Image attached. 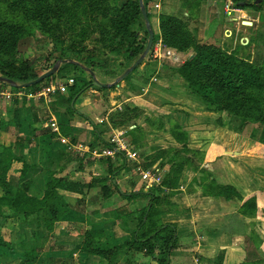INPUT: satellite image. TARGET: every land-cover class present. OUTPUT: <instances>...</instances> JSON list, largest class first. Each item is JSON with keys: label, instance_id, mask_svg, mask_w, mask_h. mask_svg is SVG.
Wrapping results in <instances>:
<instances>
[{"label": "trees", "instance_id": "trees-1", "mask_svg": "<svg viewBox=\"0 0 264 264\" xmlns=\"http://www.w3.org/2000/svg\"><path fill=\"white\" fill-rule=\"evenodd\" d=\"M150 1L143 0L147 12ZM236 3L239 5L238 8L243 6L242 8H253L259 11L264 0H254V3H251V0H237ZM199 6L198 0H188L184 1L185 12H181V15H161L160 35L155 34L154 44L160 37L165 47L185 53L189 49H194L193 58L186 59L179 67L172 69L185 81L189 92L197 96L204 104L218 112L232 114L241 125H256V130L259 131L258 140L264 145V65L258 64L256 60L250 61V57H240L237 51L199 44L189 24L196 22L193 15L198 16ZM148 16L151 17L149 12ZM139 24H142L143 32L140 31L141 28L135 29ZM35 30H40L46 36V40L53 42L58 56L54 57L52 53L33 62L23 59L18 49L23 40L32 35ZM93 35H97L95 42L101 50L123 54L127 60L133 62L139 59L149 39L139 0H0V76L18 85L13 87L8 83L0 82V90L9 89L12 93H34L47 86L50 83L49 80L54 77L29 88H22L21 85L41 76L37 72L38 68L44 69L46 73L62 60H76L83 66L82 71L87 73L90 81L79 85L80 81L74 77L75 84L69 89L68 95L66 94L69 101V107L66 110L67 121L78 117L92 127L90 131L92 139L87 145L89 153L80 156L65 150L60 153V156L62 161L66 160V163L55 170L50 164L56 152L57 144L54 145V142L59 137L57 133L52 132L49 125L48 127L43 125L49 119V115L42 117L39 114V108L35 104L28 106L26 100L22 102L15 98L11 100L7 110L8 113H12V118L0 119V133L9 132L11 128L21 132L22 123L30 122L33 132L40 137V155L37 164H29L12 145L8 147L0 145V221L7 222L8 219L15 218L17 222L25 225L22 227L23 230L25 228L32 230L35 239L26 242L19 237L17 241H20L15 249L4 235L3 230L7 227L1 231L3 223L0 226V264H5V258L23 259L25 262L22 264H33L47 241L41 228L53 233L59 223L74 218L79 220L81 213L78 210L77 216L73 214L76 210L73 203L77 201V205H82L85 201L84 196L91 190L100 191L105 202H110L114 195H119V198L127 201L125 205H119L110 212L111 217L119 221L122 227H125L127 220L133 215L129 208L132 200L138 202L145 196L148 203L139 210L140 215L136 219L135 232L129 241L121 242L114 233L104 228L82 229L76 244L71 247V255L78 251L83 254L82 260L97 257L107 264H137L136 253L153 259L157 256L156 251L161 243L164 246V252L158 264H170V256L178 247L177 225L164 222L163 216L169 211L165 210L164 206L168 203L170 205V198L180 190L186 170L184 166L196 168L191 165L192 161L189 159L174 158L172 162L177 165L169 166L162 183L152 186L148 193L142 191L125 193L119 187L117 177L128 165L124 153L121 152H116L115 159H102L107 166V175L100 179L94 178L85 185L75 181H64L57 176L75 162L80 165L79 170L74 171L75 174L84 172L85 166L92 164V152L115 148V144L107 137L111 131L110 126L113 129L124 127L141 114L138 112L139 109L125 106L122 111L112 113L108 122L96 123L76 111L75 105L81 95L95 87L94 79L87 69L93 71L100 79L99 73L113 79L120 76L118 73L122 63L110 67V59L96 57V54L101 51L88 52L83 46ZM66 68L61 66L57 74ZM137 69L138 67L134 71ZM130 77L131 74L125 78V81H129ZM99 81L104 84L110 83L105 79ZM119 86L117 84L109 89L96 88L106 91L117 89ZM22 106L28 114L25 120L20 117ZM60 133L76 143L74 129L70 124H61ZM131 135L134 143L138 144V147H143L142 140L133 133ZM185 135L182 131L176 133L177 139L184 145L187 143ZM20 140L18 139L17 142ZM152 151V154L145 156L147 162L145 169H150L153 164L162 161L168 155V152L163 149H158L157 152L152 149ZM118 162L120 165L117 166ZM16 164L22 166L21 175L16 181H12L9 173ZM38 171L41 174L44 171L49 172L44 191H39L33 186V178ZM86 189L90 191L86 192ZM213 190L217 196L227 200L237 195L236 190L231 186L214 184ZM163 191H166L167 195L163 196L161 194ZM72 195H82V197L74 199L73 202ZM255 200V197L245 199L242 209L256 210ZM262 215L264 216V211ZM19 217L23 218L22 222ZM60 263L63 264L64 261L57 262V264Z\"/></svg>", "mask_w": 264, "mask_h": 264}, {"label": "rangeland", "instance_id": "rangeland-1", "mask_svg": "<svg viewBox=\"0 0 264 264\" xmlns=\"http://www.w3.org/2000/svg\"><path fill=\"white\" fill-rule=\"evenodd\" d=\"M184 1L188 0H181L182 3L179 8L168 4L169 0L150 1L148 5V12L151 15L150 21L152 22V28L155 29L154 32L156 31V36L160 35L159 27L161 15H181V12H185ZM198 1L200 3V9L199 12H197L198 16L193 15V18L196 22L189 23L190 29H192L195 33V37L197 38L199 44L219 47L218 44L221 43L219 38L228 39V37L232 36L231 33L236 32L237 24L239 23L230 22L228 18H231L233 15L238 16L239 14L232 12L233 15L230 16L226 13L227 11H235L240 9L238 8L239 5L236 3L237 0ZM251 3H254V0H251ZM202 4L204 10L203 18L201 15ZM206 6L208 9L207 13ZM260 10H262V13ZM260 10L259 16L261 18L262 25L259 27L256 34L255 32L251 33L250 38L253 45L252 49L256 51V61L258 64H264V7L262 6ZM240 21L249 22L252 21V18H250V16L244 15L241 17ZM141 26L142 24H139L135 29L139 30L141 28L140 31L143 32L144 29ZM224 26L230 27L231 32L229 29L224 32ZM201 28L202 30H200ZM96 37L97 35H93L92 38L83 44V46L88 52L101 51V53L96 54V57L101 56L102 59H110V67H114L117 64L122 63L118 73L120 76L123 75L125 71H127L130 66L136 62L127 60L126 56L123 54H115L109 50H101L95 42ZM45 38L46 36L43 35L40 30H35L32 35L24 39L18 49L23 59L33 62L38 61L43 56H49L52 53L54 57L58 56L59 54L54 50L53 42L49 39L46 40ZM160 42L162 43V51L171 50L173 52L177 50L165 47L161 38L159 37L157 42L153 44L147 58L136 71L131 73L129 81L124 80L119 83L120 86L117 89L110 90L111 93L104 96L100 95L102 98H100L97 102H94L95 98L92 96H95L96 94H94L92 91L100 90H98L96 87L90 88L84 92L76 102V111L78 113L85 114V116L89 117L96 123H105L108 122V118L112 113H116L118 110L122 111L125 106L132 109H139L138 112L141 113L139 117L124 127L113 129L110 126L111 131L109 135H107L108 139L112 141L116 137L117 140L118 137H120V140L125 145H129V148L133 151H136L139 156L136 161L128 163L127 167L117 177L119 187L125 193H132L133 191L134 193L141 191L148 193L149 189L153 188V185L150 186L142 181L140 169L142 171L152 170L155 172L160 170L161 175L164 177L165 172L169 170V166L177 165L172 162V160L176 157L181 160L189 159L192 161L191 165L196 167L193 169L188 165L184 166L186 170L184 173V178L181 182V190H183V187L186 184L188 185L190 177L194 176V173L198 171L199 172L195 174L196 176L203 174L206 180L210 181V175H207L206 173L214 174V172H208L207 168L202 166L203 162H206L205 165L208 167L209 165L207 164L211 163L213 156V159H217L221 158L224 152H226L224 155L233 154L236 158V160L233 161H236L238 164L237 167H240L241 171L240 174L234 178L237 188L232 186L236 190L237 195L229 200L232 201L235 199V201L233 200L234 202L237 200L235 206H239L241 208L240 214L248 216L247 218H251V214H255L254 211L248 209L249 211L247 210L246 212L248 213H246L242 210V203L246 198L244 197V190L248 189L249 192L252 193L248 195L249 197L247 198L249 199L251 197H255L257 200L258 192L264 195V145L258 140L259 131L256 130V125H241L240 121L232 114L216 111L214 108L204 104L197 96L189 92L185 81L172 68L179 67L188 58H193L195 55L194 49H189L187 53L177 50L176 53H178V55L181 57L179 62L172 61L163 54L160 58H156L157 60H155L153 54L155 55L154 51L158 49L159 45H161ZM245 42L246 41L244 40L243 43ZM245 49L248 50L250 48ZM237 52L240 57H245L247 56L248 51L244 52L242 48L239 47ZM66 60H68V63L63 64L62 66L67 68L62 70V72L59 74H55L54 77L49 80L50 83L48 85L67 83L70 78L74 79V77L77 78L76 80L80 81L79 85H82V82L85 83L90 81V77L86 72L82 71L83 66L79 62L76 60ZM145 63H148V65L144 67ZM138 71L139 77L136 79L138 84L135 85L132 84L131 80L133 79V74L137 73ZM37 72L38 74L43 75L45 71L44 69L38 68ZM99 74L101 79H105L110 82L108 84H113L118 78L117 77L116 79H113L108 76H104L101 73ZM99 74L97 75L99 76ZM97 79L101 80L99 77ZM127 84L130 86L128 87ZM72 86L68 88V91ZM68 91L66 93L67 95ZM66 94L59 95L57 97L54 96L53 101L50 104L44 101L43 102L45 104H40L37 100L29 101V104L34 103L35 105H40L37 107L41 108L40 110L42 111L44 110L43 114L49 115L51 119H56V121L60 123V126L61 120H68L66 116V110L69 107V101ZM126 99H133V101L128 102ZM125 101L128 103V105L123 104ZM91 102L94 103L91 105ZM137 103L139 106H137ZM8 105H11V101L0 102V119L7 118V120H10L12 118V113H8L7 110ZM20 114L24 115L25 118L28 117L26 109L22 110V113ZM58 115L60 120L57 119ZM50 118L48 119L47 124L46 122L43 123V125L45 124V127H48L47 125H49V128H51L52 120H50ZM84 125L85 126L83 128L80 127L78 132L75 134L76 143L71 142V139L60 134V137L58 136L59 138L55 140L54 145L59 143L58 149L63 151L67 150L80 156L89 153L87 145L92 139L90 135L92 127L90 125H86L85 123ZM180 131L186 134V145L180 143L176 137V133H179ZM33 133L34 132L30 130L31 136L28 138L25 135V132H20L16 128H11L9 132L2 131L0 133V145H5L6 147L12 145L16 152L18 149H23V158L29 164H37L39 159V155L35 152L37 147V136L34 134L33 137ZM131 133L136 135V137H139V140H142L141 143L144 144L143 147H138V144L134 143ZM18 139H21L20 142H17ZM79 146L80 152L78 150ZM184 147L186 149H183ZM152 149L154 152H157L158 149L166 150L168 155L165 156L162 161L153 164L150 169H145V164L147 163L145 156L152 154ZM19 152L22 151L19 150ZM96 152H98V150L92 152V154ZM102 159L104 158L92 156V164L88 166L86 165L84 172H81V174H75V172L80 168L79 163L75 162L74 164L70 165L63 173H58L57 176L64 181H75L80 182L81 185H85L86 183H90L94 178L100 179L107 175V166L104 163L105 160ZM64 163H66V160L62 161L61 159V161L57 163L52 157L50 166L51 168L57 170L59 166L63 165ZM116 165H120V162H118ZM21 167V164H16L15 167L10 171L9 178L12 181H16L20 177ZM73 170H75V172H72ZM48 173L49 172L44 171L41 174V172L38 171V173L34 175L33 186L37 190H45ZM197 179L201 178L198 177ZM214 180L211 181V183L214 184ZM195 188L196 187H194L193 184L189 185L188 188L185 189L186 193L180 192V197L184 198L187 195L191 196L196 192ZM188 190L190 191L188 192ZM85 191L88 192L90 190L86 189ZM161 194L165 196L167 195V192L163 191ZM75 196L76 195L71 197L73 202L74 199L82 197V195ZM84 197L85 201L83 204L81 201L82 205H77V201L73 203L74 207L76 208L73 214L77 216L78 210L81 213L79 220H75L74 218L72 220L70 219L66 220L65 222H61L57 225V228L53 233L41 228L45 233L47 241L44 245L43 251L41 254H38V257L33 264H57L58 261H64L63 264H91L92 260L94 261V264H107L101 262L97 257H90L89 259L82 260L83 254L78 251H75L71 255V247L76 244L80 231L82 229H94L95 226H102L104 229H106V231L114 233L115 237L121 242H127L131 239L132 234L135 232L134 229L137 225L136 219H138L140 215L139 210H141L148 203V200L145 198V196L138 200V202L132 200L129 204V208L131 209L133 215H131V217L127 220L128 222L125 227H122L120 226L119 221H116L111 217L110 212L119 205H125L127 201H123L121 198H119V195H114L110 202H105L102 199L100 191L98 190H91V192L86 194ZM174 198L176 200V204L172 205L174 203ZM177 198L178 195H173V197L170 198L171 204L169 205L168 203L164 206L165 210H173L175 212L176 210L183 209V205L181 204L180 206L181 201L179 202ZM239 210L240 209H238V211ZM19 220L22 222L23 218L19 217ZM0 223V226L4 223L1 227V231L7 227L3 230L4 235L9 241H11L15 249H17L18 242L20 241H17V238L21 237V239L26 240V242L34 241L35 239L34 234L31 232L32 230H30V228L29 230H27V228L23 230L22 227L25 225L21 224L19 221L17 222L15 218L8 219L7 222L0 221ZM163 247L164 246L160 243L156 251L157 256L149 260L150 264H158V260L161 258L164 252ZM144 258L145 256L143 257V255L136 253L135 261L138 259L142 261ZM24 262L25 260L23 259L19 260L12 258L11 260H6L4 263L22 264ZM177 262V264L181 263V261Z\"/></svg>", "mask_w": 264, "mask_h": 264}, {"label": "crops", "instance_id": "crops-1", "mask_svg": "<svg viewBox=\"0 0 264 264\" xmlns=\"http://www.w3.org/2000/svg\"><path fill=\"white\" fill-rule=\"evenodd\" d=\"M181 3H182L181 0H169L168 4L179 8L181 6ZM207 6H206V13L208 12ZM260 12L262 13V10H260ZM233 13L239 15L235 16L232 14L233 16L231 15L232 17L228 19L230 22L239 23L237 24L236 32L233 31L234 33H231L232 36L228 37V39L219 38L221 40V43L218 45L219 47H222L227 51H237V49L240 47L244 52L248 51L247 56H245L244 58L250 57L249 58L250 61H255L256 51L252 49L253 45L250 35L252 32H255L256 34L259 27L262 25L261 18L259 16L260 13L259 11H256L253 8L251 9L240 8L233 11ZM203 14H204V10L202 4L201 7L202 18H203ZM244 15L250 16V18H252V21H249L250 23H252L251 25L249 26L244 25L245 21H240L241 17ZM227 29H229V31L231 32V28L226 26H224L223 31L226 32ZM200 30H202V28ZM244 40L246 41L245 43H243ZM245 48H250V49L246 50ZM147 65L148 63H145L144 67ZM262 65L264 64L262 63ZM138 74L139 71L133 74V79L131 80L132 84L135 85L138 84L136 80L139 77ZM127 85L128 87L130 86L129 84ZM8 91L10 90L8 89ZM92 92L96 94L95 96H92L95 98L94 102H97L100 98H102L100 97V95L104 96L111 93L110 90L92 91ZM22 93L25 94L24 97L15 98V99H18L21 102L26 100L28 106L31 105L29 104V100L26 96L28 95V93L26 92H22ZM126 100L128 102L133 101V99H126ZM1 101L9 102L0 98V102ZM38 103L45 104L41 101H39ZM93 103L91 102V105ZM123 104L128 105L126 101ZM36 106H40V105L36 104ZM137 106H139L138 103ZM20 109H21L20 113H22V110H24L23 106ZM40 109L41 108H39V110ZM43 111L42 110L39 111V114L42 117L47 115V114L46 115L43 114ZM20 117L22 120L23 119L25 120L24 115L20 114ZM57 119L60 120L59 115ZM50 120L52 119L50 118ZM80 121L81 120L80 119L78 120V117H75L70 121L61 120V124L63 123L70 124L74 129V134H76L78 132V129H80V127L83 128L85 126L84 123L88 125L87 122H80ZM47 122L48 119L46 121V124ZM22 125H23V129L21 130V132L22 131L25 132V135L29 138L31 136L30 130L33 132V128L30 125V122L28 123L23 122ZM34 134L35 133H33L32 135L33 137ZM58 145L59 143H57V146L55 147L56 152L54 153L53 156V160H55L57 163L61 161L62 157L60 156V153L63 152V150L58 149ZM39 147H40V137L38 136L37 147L35 149V152L38 155H40ZM19 150H21L22 152H19ZM23 151H24L23 149L17 150V152H19L21 155L24 154ZM225 153L226 152L223 153V156L221 158L213 159L214 157L213 156L211 163L207 164L209 165L208 167L205 165L206 162H203L202 166L207 168L208 172L209 171L214 172V174L206 173L207 175H210V179H209L210 181H207L205 176H203V174H200L202 176L200 175L196 176L195 174L198 173L199 171L195 172L194 176L190 177V181H188L189 183L187 182L188 185L186 184L183 187V190L180 189L176 193L178 195L177 200L179 202L181 201L180 206L182 204L183 209L176 210L175 212L173 210H169L167 214L163 216L164 222H169L177 225V236L179 239L178 241L179 243H178V247L175 249V251H173V253L170 256V264L173 263L177 264L178 263L177 261H181L180 264H264V216L262 215L264 211V201H263L264 195L258 192L257 200H256V210H254L255 214L253 215L251 214V218H247L248 216L240 214L241 208L239 206H235L237 200L236 202H234L235 199H233L234 201L233 200L230 201L224 197L217 196L215 194V191L213 190L214 184L226 185L231 187L237 186L234 181V178L240 174L241 171L240 167H237L238 164L236 163V161H233L236 160L233 154L224 155ZM74 171L75 170H73L72 172ZM198 177H200L201 179H197ZM213 180L215 181L214 184L211 183V181ZM191 184H193V186L196 187L195 188L196 192L194 191L195 193L192 194L191 196L187 195L184 198L183 197L181 198L180 192L186 193L185 189H187L188 186ZM189 191L190 190H188V192ZM244 192H245L244 197L246 198L249 197L248 195L252 194L251 192H249L248 189H245ZM174 204H176L175 198L173 205ZM238 209L240 210L238 211ZM242 210L243 212H246L244 211V209ZM94 229H103V227L95 226ZM11 259L5 258L4 262L6 260H11ZM150 259L151 258L145 257L142 261L138 259L136 262L137 264H150L149 262ZM91 264H94L93 260Z\"/></svg>", "mask_w": 264, "mask_h": 264}, {"label": "built area", "instance_id": "built-area-1", "mask_svg": "<svg viewBox=\"0 0 264 264\" xmlns=\"http://www.w3.org/2000/svg\"><path fill=\"white\" fill-rule=\"evenodd\" d=\"M233 11H228V15H232ZM161 45L158 46V49H156L154 51L155 55L153 54V57L156 58H160L162 56V54L164 56H167L169 59H171L172 61L175 62H179L181 60V57L178 55V53H176V51H171V50H166V51H162V43L160 42ZM74 84V79L70 78L69 81L67 83H59L56 85H47L45 87H43L42 89L34 92V93H28L27 98L29 101L32 100H37L38 102H47L48 104H50L53 101V97L54 96H59V95H63L66 94L68 91V88L70 86H72ZM25 94H23L22 92L19 93H12L11 91L5 90V91H1L0 90V98L5 100V101H11L14 98H22L24 97ZM43 102V103H44ZM52 123H51V129L54 133H57L58 136H60V127L58 122H56L55 119H52ZM115 144V148L110 150V149H105L102 152H96L93 153L92 156H96L99 158H113L115 159L116 156V152H121L124 153V158L126 160L127 163H130L132 161H136L139 156L138 153L136 151H133L129 148V145H125L121 140L120 137H117L112 141ZM119 146V147H118ZM79 152H80V146L78 148ZM141 171V179L142 181H144L145 183H147L150 186H154V185H160L162 183L163 180V176L160 173V170H158L157 172L152 171V170H146V171Z\"/></svg>", "mask_w": 264, "mask_h": 264}, {"label": "water", "instance_id": "water-1", "mask_svg": "<svg viewBox=\"0 0 264 264\" xmlns=\"http://www.w3.org/2000/svg\"><path fill=\"white\" fill-rule=\"evenodd\" d=\"M140 2V6H141V12H142V15H143V18H144V21L146 23V26H147V30L149 32V39H148V43H147V46H146V49L145 51L143 52V54L139 57V59L136 60V62L127 70L125 71V73L123 75H121L120 77H118L116 79V81L113 83V84H104V83H101L97 77L95 76L94 72L87 69V72L93 77L94 79V86L97 87V88H106V89H109L111 86L113 85H117L119 83H121L122 81L125 80V78L131 74L137 67H139L143 61L147 58L148 54L150 53L151 51V48L154 44V40H155V33H154V30L152 28V25H151V21H150V18L148 16V12L146 10V7L144 6V2L143 0H139ZM252 23L250 22H244V25H251ZM68 63V60H62L58 63H56L54 65V67L49 70L48 72L44 73L43 75H41L38 79L34 80V81H31L29 83H26L24 85H21L22 88H29L31 86H34L36 84H39L41 83L42 81L54 76L55 74H57V72L59 71L60 67L63 65V64H67ZM0 82H4V83H8L9 85L15 87V86H18L14 81H11V80H8L6 78H3L2 76H0Z\"/></svg>", "mask_w": 264, "mask_h": 264}, {"label": "flooded vegetation", "instance_id": "flooded-vegetation-1", "mask_svg": "<svg viewBox=\"0 0 264 264\" xmlns=\"http://www.w3.org/2000/svg\"><path fill=\"white\" fill-rule=\"evenodd\" d=\"M263 7H264V4H263Z\"/></svg>", "mask_w": 264, "mask_h": 264}]
</instances>
